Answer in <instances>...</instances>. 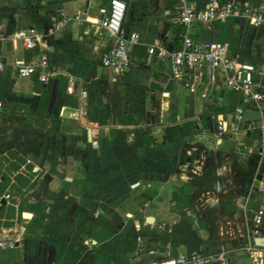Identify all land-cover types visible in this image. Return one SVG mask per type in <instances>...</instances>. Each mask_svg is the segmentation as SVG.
<instances>
[{
	"label": "crops",
	"instance_id": "obj_1",
	"mask_svg": "<svg viewBox=\"0 0 264 264\" xmlns=\"http://www.w3.org/2000/svg\"><path fill=\"white\" fill-rule=\"evenodd\" d=\"M190 1L202 9L208 0ZM234 1L264 7V0ZM125 2L124 32L139 41L127 73L116 77L100 63L111 37L98 23L110 0H0V99L45 128L17 169L11 162L19 158L6 160L0 146V210L8 206L0 230L18 241L0 251V264H171L180 252L221 247L229 264H253L243 247L264 241V218L253 221L264 209V100L222 86L204 95L202 86L185 88L147 49L178 47L183 35L224 43L229 57L258 67L264 91V23L225 18L186 27L176 23L172 0ZM28 27L43 33L57 69L46 83L18 75L38 58L12 39ZM221 119L240 130L216 138ZM70 138L81 146L66 149ZM65 150L83 159V171L65 164ZM30 164L43 183L28 193L56 202L16 195L24 189L15 176H27Z\"/></svg>",
	"mask_w": 264,
	"mask_h": 264
},
{
	"label": "built area",
	"instance_id": "obj_2",
	"mask_svg": "<svg viewBox=\"0 0 264 264\" xmlns=\"http://www.w3.org/2000/svg\"><path fill=\"white\" fill-rule=\"evenodd\" d=\"M175 5V21L182 26H190L194 22L209 23L213 20L233 18L244 19L254 23H264V7L252 6L247 2L234 0H208L202 9H196L190 0H172ZM125 0H110L106 15L99 21V27L111 37V44L102 53L101 65L114 73L116 77H122L129 69V50L139 41V35L135 32L126 34L123 29V21L126 14ZM69 17L63 16L54 23L55 28L62 27ZM75 19L86 20L79 15ZM13 41L19 40L23 47L29 51H38V58L28 63H22L18 67L20 77H34L46 83L57 74V69L49 56L48 47L42 44L43 33L34 27L18 29L12 36ZM148 53L156 60L166 62L169 67V75L180 81L183 87L198 89L202 86L203 95L216 87H224L232 93L244 94L254 101L264 100L260 70L249 62L239 61L236 57L228 56L226 44L217 41H196L187 35H183L181 45L175 48L154 43L148 47ZM4 63L0 61V70ZM4 104L0 99V107ZM235 120H240L242 115L235 111ZM260 128L264 125L261 123ZM256 125H250L248 130L255 129ZM237 132L238 125H229L227 121L219 120L214 135L216 138L227 131ZM235 154H242L239 149ZM8 193L5 198H10ZM1 205V203H0ZM264 218V209H258L253 217L257 225ZM17 239L9 230H0V251L11 250L17 246ZM243 250L252 258L253 264H264V241L262 247L253 243L245 244ZM171 264H229L227 250L221 247L215 252L196 251L193 253H178Z\"/></svg>",
	"mask_w": 264,
	"mask_h": 264
},
{
	"label": "rangeland",
	"instance_id": "obj_3",
	"mask_svg": "<svg viewBox=\"0 0 264 264\" xmlns=\"http://www.w3.org/2000/svg\"><path fill=\"white\" fill-rule=\"evenodd\" d=\"M126 18V14L124 20ZM229 91V90H227ZM44 126L40 123L33 121L30 116H28V112L25 109L19 108V112L15 111L14 108L8 104L0 108V137L2 139L1 145L3 149H6L5 154H2L6 160H10L11 158L18 157L19 159L12 161L13 168H19V163L22 161V156L31 157L34 154V150L38 141L40 140V136L42 132H44ZM66 149L67 147H71V149H75V147H80L81 143L76 138L65 139ZM69 150V149H68ZM68 150L64 151V155L66 158V163L69 166H73V162L76 164L79 171H83V159L75 158L73 159V155L71 152L67 153ZM19 152L21 155H19ZM241 155V154H238ZM27 176H24L22 173H18L15 176L16 184L21 185L20 188L24 189L21 192H17L16 195L26 197L34 203L41 202L43 205L51 204L57 201V197L50 198L49 203L47 202L46 195H42L39 199H36L34 195L28 193V190L32 187V185L37 183H43L40 181L39 176L36 175L35 172L31 171V164L27 166ZM7 178H9L7 176ZM4 184H0V194L3 192ZM55 196L57 193H54ZM8 206H5L4 209L0 210V218L5 216L6 213L4 210L7 209ZM6 217V216H5ZM8 218V217H7Z\"/></svg>",
	"mask_w": 264,
	"mask_h": 264
},
{
	"label": "water",
	"instance_id": "obj_4",
	"mask_svg": "<svg viewBox=\"0 0 264 264\" xmlns=\"http://www.w3.org/2000/svg\"><path fill=\"white\" fill-rule=\"evenodd\" d=\"M45 177H47V175L45 176ZM260 178V177H259ZM69 179V178H68ZM82 201L84 202L85 201V199H82ZM5 202V199H4V197L1 199V203H4ZM147 221H149V222H152V220H149V219H147ZM122 224V223H121ZM121 227V225L119 224L118 225V228H120ZM258 245H260V239H259V244Z\"/></svg>",
	"mask_w": 264,
	"mask_h": 264
}]
</instances>
